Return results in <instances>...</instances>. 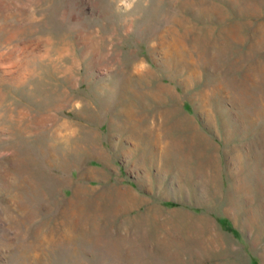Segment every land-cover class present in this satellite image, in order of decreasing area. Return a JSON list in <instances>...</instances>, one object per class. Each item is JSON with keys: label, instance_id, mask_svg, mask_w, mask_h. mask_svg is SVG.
I'll list each match as a JSON object with an SVG mask.
<instances>
[{"label": "rangeland", "instance_id": "rangeland-1", "mask_svg": "<svg viewBox=\"0 0 264 264\" xmlns=\"http://www.w3.org/2000/svg\"><path fill=\"white\" fill-rule=\"evenodd\" d=\"M263 112L264 0H0V264H264Z\"/></svg>", "mask_w": 264, "mask_h": 264}, {"label": "bare ground", "instance_id": "bare-ground-1", "mask_svg": "<svg viewBox=\"0 0 264 264\" xmlns=\"http://www.w3.org/2000/svg\"><path fill=\"white\" fill-rule=\"evenodd\" d=\"M258 75H260V72H259V70L258 69H256V68H253V69H251V72H249L248 70H246V72H245V74H244V78L245 79H248V80H250L251 81V79L253 80V78H257V76ZM247 80V81H248ZM246 84V83H245ZM232 89L238 94V95H240L241 97H242V99H243V97H244V93L247 95V92L248 93H250L249 91V89H247L246 88V86H243V84L242 83H240V84H234L233 85V87H232ZM229 90V89H228ZM234 92V93H235ZM254 93V92H253ZM237 96V95H236ZM239 97V96H238ZM238 99V98H237ZM244 100V99H243ZM243 102H245V101H243ZM248 102V101H247ZM253 103V102H252ZM256 104V103H255ZM259 104H257V105H255L256 107H255V109H253V108H251V109H253V110H250V111H252L253 113H256L257 115H259L260 113H262V110L263 109H261L259 106H258ZM243 106V108H244V105H242ZM253 106V105H252ZM242 108V107H241ZM241 108H240V110H241ZM247 112V111H246ZM252 112H251V114H252ZM264 113V112H263ZM165 115H168V117H170L171 118V120H172V126H175V127H181V121L178 119V118H175L174 116V114H172V111L171 110H167L166 111V113H165ZM241 115V114H240ZM243 116H244V112H243ZM167 117V116H166ZM253 117H255V116H253ZM263 117V116H262ZM261 118V117H260ZM167 119V118H166ZM165 119V120H166ZM244 120V119H243ZM261 120V119H260ZM262 120H264V119H262ZM244 122V121H243ZM264 122V121H263ZM262 122V124H264ZM261 124V125H262ZM260 125V124H259ZM259 127V126H258ZM261 128V127H260ZM259 128V129H260ZM261 131V130H260ZM234 133V132H233ZM232 133V134H233ZM164 157L165 158H167L165 155H164ZM237 160H238V158L239 157H235ZM240 159V158H239ZM30 179L32 180V197H33V202H32V205L31 206H33V208L31 209L32 210V215L34 216V214L37 212V204L39 203V201H41V199H42V197H45L46 198V196L47 195H49V194H51V187H50V184L48 183L49 181H48V179H45L43 176H41V175H39V174H35V173H31V175H30ZM33 181H35V182H33ZM43 195V196H42ZM42 196V197H41ZM30 197H31V195H30ZM45 226V225H44ZM44 227L42 226V224L39 226V227H36L35 229H34V233H37V234H39L41 231H43L42 229H43ZM52 229H53V227H52ZM52 229H49V232L51 233L52 232ZM97 240V239H96ZM49 242V241H48ZM54 243V242H53ZM57 244V243H56ZM25 263V262H24Z\"/></svg>", "mask_w": 264, "mask_h": 264}]
</instances>
